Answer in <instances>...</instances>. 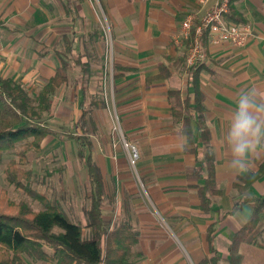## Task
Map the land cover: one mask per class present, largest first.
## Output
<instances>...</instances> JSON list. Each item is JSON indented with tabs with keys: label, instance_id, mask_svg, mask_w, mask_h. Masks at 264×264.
Returning a JSON list of instances; mask_svg holds the SVG:
<instances>
[{
	"label": "crops",
	"instance_id": "1",
	"mask_svg": "<svg viewBox=\"0 0 264 264\" xmlns=\"http://www.w3.org/2000/svg\"><path fill=\"white\" fill-rule=\"evenodd\" d=\"M215 1L97 0L108 26L114 66L131 69L114 79L112 105L126 140L137 148L139 159L132 169L126 153L116 152L112 157L110 146L106 148L109 155L96 154L93 148L91 156L103 178L104 227L112 230L123 223L136 234L128 257L132 264H201L210 255L206 240L209 226L213 227L212 244L220 264H264V212L259 214L254 232L232 246V236L246 222L252 207L246 204L236 213L223 216L241 197L233 186L241 185L237 178L249 171L257 172L264 161V150L258 144L242 169L233 168L227 141L237 93L255 88L258 100L264 103V0L234 2L242 25L250 29L251 36L240 48L224 43L208 45L206 67L199 74L205 123L210 131L209 151L215 160L216 188L222 192L211 197L209 212L201 211L196 191L202 180L187 175L196 166L195 155L187 151L190 147L182 134V124L173 118L168 99L170 91L179 92V100L171 98L175 103L181 104L187 95L193 98L184 68L174 67L175 61L183 57L188 40L176 44L174 37L186 16L191 15L192 25H196ZM57 15L58 21L51 19ZM62 22H67V26ZM100 33L85 0H0V62H5L0 63V71L13 81L18 75L23 76L30 62L23 60L24 46L38 41L43 56L52 53L57 57L58 64L48 81L60 59L72 54L80 59V54V61L85 64L82 51L93 53V48H99ZM61 44L64 52L55 48ZM32 62L35 64L27 75L39 76L40 72L53 69L40 61ZM161 65L169 66L170 76L147 84L146 79L157 75ZM75 66L81 74L80 67ZM22 81L29 83L26 78ZM260 117L264 119V113ZM191 129L197 137L194 123ZM205 150L198 145L200 155ZM263 192L264 175L243 194L258 197ZM114 221L118 223L115 225ZM87 229L84 225L83 235ZM25 261L29 264L26 258Z\"/></svg>",
	"mask_w": 264,
	"mask_h": 264
},
{
	"label": "trees",
	"instance_id": "2",
	"mask_svg": "<svg viewBox=\"0 0 264 264\" xmlns=\"http://www.w3.org/2000/svg\"><path fill=\"white\" fill-rule=\"evenodd\" d=\"M235 1L237 0L228 1L227 13L224 17L227 21L243 24L242 18L234 9ZM100 35L103 39L102 31ZM192 36L193 30L187 46ZM204 44H207L206 33ZM59 62L60 65L54 75L42 86L33 100L39 112L49 110L50 98L68 79L67 59H60ZM75 64L80 67L81 74L77 77L82 84L88 69L80 59L76 60ZM175 65L174 67H184L193 98L191 100L187 95L181 105L171 99L179 100V92L170 91L168 99L173 118L182 124V134L185 136L186 145L190 147L187 151L195 155L196 166L188 170L187 175L196 180H202V184L196 187V191L201 211L209 212L211 197L220 196L222 192L216 188L215 160L209 151L210 131L206 127L204 97L199 88V74L205 69L206 64L205 61H198L187 67L184 55L179 61H175ZM126 71H131V69L114 66L113 79L121 77ZM168 71L169 66L161 65L157 75L146 79L147 84L168 78L170 76ZM81 88L84 89V84ZM36 108L31 105V98L21 83L0 77V151L5 144L11 147L16 143L27 141L28 147L37 151L48 137L64 135L73 139L78 144L77 155L87 170L88 181L91 184L90 207L86 212L85 224L89 233L85 237L81 226L72 222L58 204H48L43 210L36 212L22 203L14 204L6 201L2 194L0 198V264H27L25 257L32 262L55 261V264L73 262L77 264H132L128 257L132 246L136 243V234L126 228L123 223L109 230L104 227L101 218V207L105 199L104 185L99 169L91 156L93 150L91 139L84 132L73 135L45 126L38 118H35L38 116ZM193 123L198 131L197 137L193 135L191 129ZM199 144L206 148L201 155L198 152ZM261 146L264 150V143H261ZM6 171L10 175L9 182L18 187L21 186V178L26 180L28 176L26 173L24 176L17 171L12 162L8 164ZM262 175H264V161L257 172L249 171L237 178L241 185L233 184L241 197L231 210L224 212L223 216L236 213L246 204L251 205L252 212L242 227L232 236L231 246L245 241L254 232L259 223V214L264 212V192L258 197H248L243 194ZM21 188L27 191L25 184ZM55 229L58 231L56 232ZM212 235L213 227L209 226L206 240L210 255L201 260V264L221 263L212 244Z\"/></svg>",
	"mask_w": 264,
	"mask_h": 264
},
{
	"label": "rangeland",
	"instance_id": "3",
	"mask_svg": "<svg viewBox=\"0 0 264 264\" xmlns=\"http://www.w3.org/2000/svg\"><path fill=\"white\" fill-rule=\"evenodd\" d=\"M85 1L93 13L98 28L103 32L104 38L99 48H93V53L82 51L86 58L85 66L88 69L83 80L84 89L81 88L79 82H76L78 71L75 61L78 59H76V54H72L70 58H67L66 73L68 79L66 83L61 85L50 98L49 110L39 112L40 110L35 107L36 103L33 100L37 97L51 72L55 70L58 61L56 55L52 53L50 56H43V49H41L38 41L30 46L23 44V46L25 45L23 60H30L25 69L28 72L22 73L23 76L18 75L14 80L21 83L27 90L31 98V105L38 111V116L35 118H38L45 126L73 135L84 132L91 139L96 154L109 155L106 148L110 146L112 157L115 156L116 152L126 153L128 166L135 169L139 153L134 144L126 140L119 117L112 105L115 60L108 26L97 0ZM58 17L60 16H51V19L58 21ZM65 19L68 18L64 17ZM61 24L67 26V22ZM38 34L39 32L36 36ZM64 47V44H61L55 48L63 51L65 50ZM182 53L184 56L185 51ZM35 55L37 58L34 60L32 56L35 57ZM78 55L82 60V56ZM32 61H40L43 65L48 64L53 69L40 72L39 76L37 74L27 75L35 64ZM204 61L206 62V59ZM0 63L5 64V62ZM183 68L182 66L181 69ZM0 76L6 78L5 72L0 71ZM23 78L29 82L28 85L23 83ZM77 149L78 144L64 135L46 138L37 151L29 148L27 141L16 143L11 147L5 144L0 151V198L4 194L6 201L14 204L22 203L36 212L43 210L48 204H58L72 222L84 228L92 191L87 170L77 155ZM135 153H137L138 158L133 165L131 156ZM11 162L17 171L24 176L25 173L28 175L26 180L23 177L20 180L21 186L25 184L27 191L21 186L18 187L9 182L10 175L6 169ZM29 191L32 193H28ZM114 223L116 225L118 221H114ZM87 234L88 229L84 231V236L86 237ZM28 262L32 264L30 260ZM34 263L43 264L42 262Z\"/></svg>",
	"mask_w": 264,
	"mask_h": 264
},
{
	"label": "built area",
	"instance_id": "4",
	"mask_svg": "<svg viewBox=\"0 0 264 264\" xmlns=\"http://www.w3.org/2000/svg\"><path fill=\"white\" fill-rule=\"evenodd\" d=\"M228 1L216 0L196 25H192L193 18L191 15L186 16L182 21L181 29L174 37V42L180 44V42L188 40L193 30L190 44L185 50V65L187 67L198 61H204L207 58L208 45L224 43L232 47L240 48L247 44L251 36L250 29L242 24L227 21L224 17L227 13ZM205 33L206 45L204 44ZM124 144L127 146L126 143ZM137 158V153L131 156L133 165Z\"/></svg>",
	"mask_w": 264,
	"mask_h": 264
},
{
	"label": "clouds",
	"instance_id": "5",
	"mask_svg": "<svg viewBox=\"0 0 264 264\" xmlns=\"http://www.w3.org/2000/svg\"><path fill=\"white\" fill-rule=\"evenodd\" d=\"M261 113H264V103L258 100L255 88L241 89L227 127L231 165L237 170L244 167L253 148L264 143V119L260 117Z\"/></svg>",
	"mask_w": 264,
	"mask_h": 264
}]
</instances>
